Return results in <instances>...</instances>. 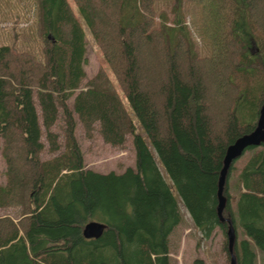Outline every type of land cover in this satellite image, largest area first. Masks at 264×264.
I'll use <instances>...</instances> for the list:
<instances>
[{
  "label": "trees",
  "instance_id": "obj_1",
  "mask_svg": "<svg viewBox=\"0 0 264 264\" xmlns=\"http://www.w3.org/2000/svg\"><path fill=\"white\" fill-rule=\"evenodd\" d=\"M32 1L40 56L0 44V264H168L180 212L156 160L202 237L225 232L224 152L264 102V0H71L121 96L104 70L85 79L84 26L68 1ZM76 122L111 146L130 137L134 169H84ZM245 151L232 183L244 152L227 168L221 214L236 264H264V141ZM89 221L104 225L97 238L81 234Z\"/></svg>",
  "mask_w": 264,
  "mask_h": 264
},
{
  "label": "rangeland",
  "instance_id": "obj_2",
  "mask_svg": "<svg viewBox=\"0 0 264 264\" xmlns=\"http://www.w3.org/2000/svg\"><path fill=\"white\" fill-rule=\"evenodd\" d=\"M76 18L82 23L81 16L75 9L71 0H67ZM169 2H155V14L164 15L167 22L174 18ZM183 11V22L191 30L195 46L201 56L207 55L209 49L207 43L196 34L192 26V19H189ZM35 6L32 0H0V44H7L17 51H28L36 57L40 56L41 40L36 34ZM84 28L85 53L82 69L85 79L90 78L98 69L104 70L113 83L119 96L120 89L113 76L109 72L102 55L87 29ZM250 50L255 49V45L250 42ZM57 130V128H55ZM60 133V130L58 131ZM74 138L80 149L82 164L84 169H89L99 173H121L126 167L134 169V149L130 137H126L120 146H111L101 141L97 135L87 138L76 122L73 130ZM58 139L62 143V138ZM148 149L155 157L151 144L146 140ZM250 151L244 153L234 162L235 170L231 173L229 183H232L237 170L242 166ZM159 172L164 181L170 186V190L176 200L180 212V220L173 227L167 237L168 264H229V255L226 249V236L221 228H214L208 237H202L199 230L194 227L189 214L183 207L180 198L172 186L171 181L162 167L156 160ZM4 162L0 156V184L5 181ZM233 205V204H232ZM6 211L0 210V214ZM12 215L13 210H9ZM243 237L237 229L236 240ZM259 255V254H258ZM257 264H260L257 261Z\"/></svg>",
  "mask_w": 264,
  "mask_h": 264
},
{
  "label": "water",
  "instance_id": "obj_3",
  "mask_svg": "<svg viewBox=\"0 0 264 264\" xmlns=\"http://www.w3.org/2000/svg\"><path fill=\"white\" fill-rule=\"evenodd\" d=\"M264 141V102L259 108L258 117L256 120L255 127L249 133L243 134L237 137L232 143H230L224 152L222 159V166L219 171V176L217 180V205L216 214L220 221H226L227 227L225 230L226 236V246L229 255V264H236L235 256L233 254L232 246L234 243V230L228 218L222 216L221 212L225 205V197L222 194L223 184L225 180V174L229 164L237 159L248 147L258 146ZM104 225L97 221H89L85 223L82 227L81 234L85 238H97Z\"/></svg>",
  "mask_w": 264,
  "mask_h": 264
}]
</instances>
